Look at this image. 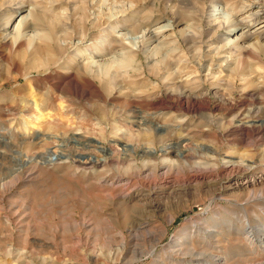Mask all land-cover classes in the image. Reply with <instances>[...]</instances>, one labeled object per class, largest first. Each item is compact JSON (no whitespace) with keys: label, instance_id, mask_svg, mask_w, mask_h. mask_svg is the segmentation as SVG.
I'll use <instances>...</instances> for the list:
<instances>
[{"label":"rangeland","instance_id":"374dc122","mask_svg":"<svg viewBox=\"0 0 264 264\" xmlns=\"http://www.w3.org/2000/svg\"><path fill=\"white\" fill-rule=\"evenodd\" d=\"M55 1L0 0V264H264V185L213 195L206 178L170 194L164 167L179 160L161 153L203 151L208 177L264 174V38L222 27L264 0ZM87 47L118 71L114 84L87 73L69 84ZM184 80L231 88L219 109L210 99L211 119L177 128L151 104ZM49 153L64 161L48 164ZM223 159L237 169L225 172ZM191 169L171 165L168 176L178 184ZM246 221L253 239L236 232Z\"/></svg>","mask_w":264,"mask_h":264},{"label":"bare ground","instance_id":"6f19581e","mask_svg":"<svg viewBox=\"0 0 264 264\" xmlns=\"http://www.w3.org/2000/svg\"><path fill=\"white\" fill-rule=\"evenodd\" d=\"M56 1L61 2V3L65 4L66 6L69 5L68 7H70V8L72 5H75V3H78V1H80L79 3H81V0H78V1H73V0H60V1H58V0H56ZM214 3H215V1H214ZM6 5L5 6L3 5V6L6 7ZM81 7H80V9H81ZM73 9H74V7H73ZM82 10H83V7H82ZM61 14H63V13H61ZM64 15L61 16V18L58 17V19H59L58 20L59 21L58 22V28H60L61 31H63V33L66 32L67 30H69V28H70L67 24L68 23L67 22L68 16H64ZM201 18H203V17L200 16V19ZM203 20L205 21L207 29H209L208 27L211 25V20H212L211 16L205 17V18H203ZM169 23L170 24L161 26L155 32H149L148 33V38H149L148 40L152 41L154 39H157V37H158V35H160L159 33L161 31L170 28L171 25L173 24V22H171V21ZM254 23H257V24L260 23L261 26H259L258 28H255V30H253L252 32H249L250 29L254 26L253 25ZM227 25H228V27L225 25H223L222 27L224 29H228L231 27L235 28L236 26L243 27L245 31L242 32L240 34V36L244 35V37H243L244 40L250 39L252 37H256L258 40L261 38H264V10L257 9L255 12L249 14L240 23L233 22L232 24H227ZM58 32H59V30H58ZM189 33H186L185 36L183 34L184 40L189 41V39H191L193 37L191 35L193 32L191 34H189ZM188 41H187V43H188ZM192 41H193V39H192ZM114 42L120 43L117 40H115ZM238 48L241 49V51H243L242 49H248L247 46H246V48L245 47H242V48L238 47ZM85 49H86V52H88L86 57L81 58V60H79V61H77V59L72 60V63H71L72 67L69 68L67 71L68 72L67 74L68 75L70 74L72 77L69 80V84H72V83L78 84V83H76L75 78H73L74 77L73 75L78 76L80 79L83 80V79H86V77H87V76H85L86 73H87L88 77L91 78V80L97 81V83H104V81H107V82H109V84H114V81L116 82L118 80V79L116 80V77L118 76V71L117 72L114 70L111 71L110 69L103 68V67H102L103 69L100 68L101 65L98 64L99 61L93 60L95 57V53H93L90 49H88V47ZM91 58H93V59H91ZM117 78H119V76ZM161 79H162L161 80V82H162L163 79H165V78H161ZM190 81L191 80H189V82H187L184 80V81H181L177 84H167V85L165 84V86L163 85L164 86V88H163L164 93L161 96L158 95L157 97H153V100L156 101L153 104H151V108L154 111L153 113L160 114V116H162V115L165 116V114L171 113V116L172 115L176 116L175 120L173 121V124L171 126H174L177 128L184 127L187 125V120L183 119L184 117L192 116V117L198 118L199 120L197 119L196 120L197 122L198 121L204 122L206 119H211V116H209L210 115V102H211L210 99L212 98V99L216 100V102L214 100V102L216 104H214L213 106H215V109H219V107H221L219 105V103H220L219 101L223 100V97L225 98V96H222L221 91L230 89L231 85L227 84V83H216V84H211V85L209 84V87L206 89V91L204 90L205 92H203L202 91L203 89H201L199 87V85H196ZM221 88L223 90H221ZM79 94H80V96L84 95L83 92H80ZM221 103H222V101H221ZM207 114H209L208 117L205 116ZM238 117H240V116H238ZM198 123L188 124L187 126H191V125L196 126V125H198ZM240 128L242 129L243 126H240L238 129H240ZM244 130H245V128H244ZM180 145L181 144H177L175 146L173 145V147L172 146L171 147L165 146L161 150L162 156H164V157L169 155L170 153L175 154V157L179 161L171 162L172 166L180 167V165H185V167H187V168H192L190 173L188 174L187 178H184L182 180H177V182H179V183L175 184L174 182L172 183V179L168 176V173L170 174V166L171 165L169 164L170 166L166 165V167H164L165 171L163 174L162 181L170 188V191H169L170 194H174L175 192L180 193L181 191H185V193H187V191L191 190L193 187L197 188L201 184H204L203 181H205L206 178H208L206 181V185H207L208 189L213 193V195L216 193H219V194H223V195L225 194L227 196H230V195H234L238 192H247V193L251 194L254 190L253 189L254 187H256V186L259 187L261 185H264V174L260 175V176H253L252 177V176H250V175H252V173L249 174L248 172H245L243 174L241 173L240 176L230 177L229 176L230 174H227V175L224 174L225 176H223L221 178H215V177H213L212 172H209L212 175H210L208 177V174H207L208 171L206 169L207 166H203V165H205V162H197V158L203 159L204 157H207L205 155V153L203 154V151H201V153H199V155L196 156V154L192 151L193 150L192 147L188 148L186 151H180L177 148ZM115 151L116 150H113L112 152H115ZM143 153L146 154L145 151ZM49 154H51V153H49ZM51 156L53 158L52 157L49 158L50 160H48V162H47L48 164H53V163H58V162L64 161L62 159H61L62 161H60V159L57 158L56 154H51ZM111 156H112V154H111ZM211 156H213V155H211ZM207 159L213 160V157H207ZM163 161L167 163L168 159L164 158ZM190 161L191 162L194 161L193 167H191ZM223 161H224L223 169L227 173L230 171H233L235 168L237 169V167H238L237 163H235L231 160H224L223 159ZM100 162L101 161H98V160H95L92 158H87L84 161V163H82V164H84V165H90L91 164L92 165V164H99ZM231 174H232V172H231ZM179 184L184 189L179 190L180 189ZM256 199H260V198L255 197V196L252 197V200H256ZM142 203H140V204H142ZM247 225H248L247 221H246V223L245 222L242 223L241 227L238 230H236V232L240 236L244 237L245 239L246 238L247 239H253L252 232L250 230L247 231V229H249V228H247V229L245 228Z\"/></svg>","mask_w":264,"mask_h":264}]
</instances>
